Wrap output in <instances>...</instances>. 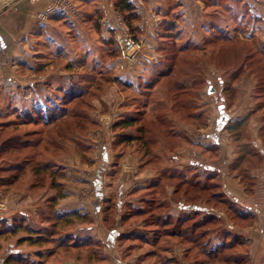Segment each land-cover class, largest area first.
Wrapping results in <instances>:
<instances>
[{
  "label": "rangeland",
  "instance_id": "1",
  "mask_svg": "<svg viewBox=\"0 0 264 264\" xmlns=\"http://www.w3.org/2000/svg\"><path fill=\"white\" fill-rule=\"evenodd\" d=\"M17 1L11 5V8L5 9H13ZM53 1L46 7L51 5ZM171 1L181 3L182 9H178L182 14L179 13L178 19L172 18L171 21L163 23L164 17L158 12V10L164 8L163 0H150L148 6L151 10H144L141 4L139 7L138 4L130 0L140 16L139 22H135L134 26L139 27L142 24L143 27L146 26L147 28L146 32L138 33L136 38H134L123 17L114 10L110 0H98L97 8L101 13L99 17L97 16L96 21L98 26L100 25L99 31H90L89 25L91 24L93 27V19L92 22L84 23L87 27H84L81 23L78 24L80 29L86 32L87 38L84 41L87 44L91 45L92 43L97 46L94 56L95 59L100 60V69L103 70L102 75H95L96 79H100V85H94L98 87V92L91 94L82 101L83 103L85 100L88 102V117L79 120L82 124H79L78 120H72L69 116L50 127H42V129H38L39 133L27 137V132L36 128L21 126L24 117L18 123L13 122L18 118H16V113L19 110L24 114L32 108L42 106L44 104L42 100L50 97L57 86L68 82V75H76L74 72H66V78L64 79L61 77L56 79L51 76L54 74L53 72L61 69V66L57 65L56 58L52 56L55 52L53 48V51H50V56L49 51L45 50L46 55L49 57L46 58L47 61H51V64H48V66H51L48 71L40 70L34 72V76L28 75L26 77V67L17 64L14 72L11 71L10 73L8 71V75L13 76L15 81L12 82L13 77H5V80L2 77L0 81V98L5 101L0 104V127H2V129L0 128V216L7 221L4 226L0 225V229L6 230L15 227L16 232L11 235L6 232L4 236L0 237V264L6 258L8 248H11V246L14 248L13 250L19 251L28 263L46 264V260L38 261L39 258L37 259L36 256L38 253L54 248L56 243L53 241H57L59 229V235L67 232L72 237L77 238L83 233L79 230L84 226H89L92 221V225L84 231V234L94 235L98 219L95 216L94 201L96 195L93 180L98 173L104 182L102 189L104 198L108 201L106 204L104 202L103 207L106 208L108 204L112 205L110 222L116 223L123 213L129 214L134 210L136 212L147 208L144 199L149 198V196L146 195L145 185L154 176H158L161 171L172 168L176 169L177 172H185L188 176L193 173L192 176H200L203 180L206 176L205 171L199 167H191L189 165L190 161L188 162L190 158L195 162H200L201 165L210 161L212 163V161L218 159L221 150L227 158L232 160L237 158L239 145L243 142H264L263 122L257 118L258 116H252L245 124L246 126L242 127L239 140L235 138L236 130L229 131L227 129L221 131L220 145L216 146L211 142L207 147V141L204 140L206 134L217 128V120L220 116L218 105L220 100L217 99H219L221 92L224 93L232 121V118L239 121L241 116H243L242 118L247 117L255 105L261 104L260 102L255 104V94H261L263 96L262 100H264V89L260 87H264V57H261L257 52L261 46L264 48V0H237L239 7H235V9L239 11L238 15L242 19H236V17L235 20H231L229 13L231 10H226L225 7L229 0H218L217 4H213V0H208L210 4H207L205 0ZM70 4L72 10H69V16L66 19L80 21L83 9H81V6L79 8L74 0H70ZM105 6L108 13H106ZM147 10L152 11V13L146 12ZM38 12L34 14V20L37 24L47 23L49 17L42 20L43 23H39L40 21L37 20ZM203 14L206 16L205 19L208 16L207 20L209 21L207 22L210 25L208 28L214 29V33H211L210 37H212L211 35L218 36L216 39L211 40L210 44L204 43V45L207 44L206 46L210 47L206 52H201L200 43H198L204 41L203 31L198 25V21L202 19ZM181 16L186 23L180 22ZM107 19H109L108 23ZM142 19L143 21H141ZM110 20H114L115 24ZM169 22L177 24V29L182 30L172 45H170V41L163 40L164 42L160 43L159 40L161 39L158 40V35L162 32L164 24L166 26ZM205 24L207 23L205 22L203 25ZM61 26H64V24H61ZM67 27L64 28L68 29ZM70 27L73 28L72 25ZM215 28L219 30L217 31ZM212 29H210L211 32ZM74 32V30H71L70 36L67 37L69 43H76L74 47L80 50L83 46L78 43ZM123 32L130 40L138 41L142 46L136 55V62L132 65L125 64L122 67L121 59L124 56L121 54L118 37H120L119 34L123 35ZM171 32L174 34L175 31ZM111 37L114 38L116 43L105 44L102 49L101 47L104 44H100L101 38L109 39ZM123 38L125 39V37ZM47 42H50V40ZM185 43L186 52L179 53L185 50H177V46ZM117 49L118 54L116 53ZM77 50L75 51L77 52ZM74 53V51L66 53L68 56L65 59L68 61L77 58L78 54ZM131 54L132 52L127 55L130 56ZM169 57L174 60L172 64L173 72L168 74L172 73V75L168 80L158 84L154 92L152 89L150 93H145V95L148 94V105L145 107L144 116L141 117L142 121H138L131 128H116V124L120 120L128 118L129 115L136 116V114L144 112L142 102H138L145 100L144 96L141 95L140 88L145 87V84L152 80L153 75L160 70L158 67L161 61L164 60L165 62L166 59L169 60ZM178 57L179 59H177ZM43 62H46V60ZM239 66L242 73L237 71ZM11 67L14 69L13 66ZM76 68L74 71L80 72L78 67ZM89 69L90 67L83 68V74H89ZM3 73L2 71L1 74ZM187 77L192 86L175 87L177 81ZM101 80L103 83H101ZM48 81L50 85L36 86L38 82L47 84ZM87 81L91 82L89 78ZM209 88H213L212 94L208 93ZM233 89L235 90L233 91ZM161 91H163L162 94L166 92L171 97L177 96V94L179 96L185 94L182 93L183 91L188 92V95L193 99L191 103L194 110H197L201 115L203 114L202 117L190 121L187 119V113L184 110L172 111V104L162 105L161 107V104L158 103L159 97H157L160 96ZM11 97H13V102L9 100ZM74 104L72 107L77 110L84 107L80 103ZM261 105L264 106V102ZM63 106L66 105L63 103L58 104L50 116L53 113L63 114L65 110L62 108ZM137 110L141 112L138 113ZM168 113L172 117L168 116ZM160 116H164L165 120H168L169 117L173 119L175 127L184 134L181 135L180 133L177 138L171 137L169 133L165 132L160 134V132L165 131V127L160 122ZM69 123H74V127H78V129L67 127ZM141 124L146 128L149 127L140 134L143 141L130 144L117 143L120 134L139 136L137 128ZM13 134L24 136V139H33L31 145H34V143L37 145L30 146L28 149L25 148L26 145L23 148L21 145V148H17L16 151L8 142ZM74 137L79 138L77 144L73 142L72 138ZM159 138L162 145L155 144V141ZM53 141H57V144L54 145ZM58 143L64 145L65 148L58 150L61 147ZM171 155H176L178 160H171ZM103 156H106V161L103 160ZM49 161L52 164L47 167L44 166V162ZM256 164L259 166L261 162ZM20 165L23 166V170L19 169ZM220 167L223 170L222 176L226 175L223 178V183L224 180L230 183L231 178L228 176L234 175L240 188L249 195V191H252L254 185L249 184L248 180L240 178L243 169L238 173L237 168H233V166ZM11 178L16 180L14 179L11 183ZM174 182L177 184L179 180H174ZM122 186L124 190L121 194ZM179 187L180 191L177 193V198L181 201L208 206L209 209L220 214L225 219L226 224H233L239 230L244 231L246 229L245 232H255L259 236L262 233V241L248 240V244L250 243L248 254L250 255L249 261L251 264H264V215H259L260 219L257 224L249 225L248 222H239L227 210L228 205L223 206L219 203L218 198L212 197V194L221 191L219 187L207 191L191 188L183 183L179 184ZM172 190L173 186L166 187L167 197H169ZM119 198L124 204L121 211H116ZM66 212L67 214L77 212L83 215V218L73 221L70 225L56 224L55 229H53V216L57 213ZM140 214H132V218L128 219L129 221H122V225L118 223L116 228L119 231L125 230V228H142V221L146 216ZM144 228L148 230L147 235L152 237L153 231L149 230H153L154 227ZM206 228H213V225ZM41 233L50 236L43 241L26 240L30 237L35 238L37 234ZM128 241L131 242L128 239L121 241L118 239V242L115 243V251L117 255H123V264H135L141 252L127 250ZM214 242L217 244L218 241ZM100 249L101 253L109 254V251L105 248L100 247ZM159 250L160 257L157 253L156 262L158 261L157 258L161 259V249L159 248L157 251ZM54 251H57V249ZM239 251L242 252L239 248H236L232 252ZM56 253L47 258V261L51 264H57L59 261L68 262L67 264H101L95 261L85 249L83 251L68 252V256L64 258H59V252ZM173 254L181 264H188L183 259L181 248L175 247ZM168 256L170 255L168 254Z\"/></svg>",
  "mask_w": 264,
  "mask_h": 264
},
{
  "label": "trees",
  "instance_id": "2",
  "mask_svg": "<svg viewBox=\"0 0 264 264\" xmlns=\"http://www.w3.org/2000/svg\"><path fill=\"white\" fill-rule=\"evenodd\" d=\"M114 10L120 14L127 26L130 28L131 33L133 34L134 38L138 37V33L141 34L142 28L138 26H134L135 22H139L140 16L137 13L135 6L133 5L130 0H110ZM173 2L172 4H170ZM205 2L210 4V1L205 0ZM226 2V1H225ZM224 2V3H225ZM218 0H213V4H217ZM167 5V11L166 14L163 16L164 21L163 23L167 21H171L172 18H179L180 14V7L181 3L179 1H171L166 0ZM226 10H231L229 13L231 15V20L236 19H242V17L239 14V11L235 9V7L238 6L237 0H229L225 4ZM232 7V8H231ZM179 8V9H178ZM234 10V11H232ZM100 10L93 5V12L91 16L87 19V22H92L93 19V27L91 24L89 25L90 31L97 32L100 30V25L98 26V23L96 21L97 16L100 15ZM182 14V13H181ZM210 16V15H209ZM205 15L203 14L202 19L198 21L199 28L203 31V40L200 43L201 52H206L209 50V46H206L207 44H210L209 42L211 40L216 39L218 36L211 35V33H214V29L208 28L210 27L209 23L207 21V18L205 19ZM181 23H186L184 18L181 16ZM207 23L203 25L204 23ZM170 23V24H169ZM168 25L163 26L162 32L158 35L161 40L160 43H163L165 41H170L172 45L173 41L175 42L177 35L182 31L181 29H177V24L169 22ZM87 27V25H85ZM185 29H189L187 27H184ZM212 29V32L211 30ZM95 30V31H94ZM215 30H219L218 28H215ZM175 31L174 34H172ZM207 34V35H206ZM206 35V36H205ZM49 41V40H48ZM78 43L81 44L83 47L80 50H77L78 57L67 61L65 57L67 58L68 55H63V57H58L56 60L57 65H60L61 69L65 72H74L76 73L75 76L68 75L69 80L68 82L61 83L57 88L55 89V92H52V95L46 99H43V105L39 106L38 108H32L29 110V112L21 113L19 110L18 113H16V118L13 122L18 123L21 121V126L26 127H34L36 129L28 131L27 137L36 135L39 133L38 129H42V127H50L53 124L57 122H61L65 117H71L72 120H79L84 119L85 117H88V102L85 100L83 103L82 101L89 97L91 94H95L98 92V87H95L94 85H100L99 81L100 79H96L95 75L100 74L102 75L103 70L100 69L101 65L100 60L95 59V49L97 46L93 45L91 43L87 44L86 41L79 39ZM104 44L102 49L105 47V44L108 43H116L113 37L109 39H103L101 38L100 44ZM167 43V42H166ZM204 43H207L204 45ZM48 45L50 46V42H48ZM178 45V44H177ZM95 46V47H94ZM116 48L118 47L117 44L115 45ZM186 43L180 44L177 46V50H185L180 51L186 52ZM115 48V49H116ZM208 48L207 50H205ZM101 49V50H102ZM162 49V48H161ZM54 50H56L54 48ZM107 50V49H106ZM257 50V49H256ZM257 52L261 55V57H264V48L261 46L258 48ZM110 55H112L111 52L108 51ZM118 54V49L117 52ZM50 56V54H49ZM53 56V55H52ZM172 54L170 55V57ZM169 57V60L166 59L161 61L159 64L158 69L159 72H156L152 80L148 81L145 84V87H141V95L144 96V101H138L139 103L142 102V109L144 112L141 114H136V116L129 115L128 118L120 120L116 125V128H131L138 121L141 120L142 115L145 114V107L148 105V94L145 95V93H150L153 89V92L155 91V88L158 84H161L162 81L168 80L169 77L172 75H168L170 72H173L172 64L174 63V60ZM179 59V57L177 58ZM96 61V62H95ZM252 61V60H251ZM168 62V63H167ZM80 70V72L74 71V69ZM89 74L84 75L83 74V68H88ZM99 68V69H98ZM259 69V68H258ZM100 70V71H96ZM237 71H240L242 73V69H240V66ZM92 75V76H91ZM91 81L90 83L87 81V79ZM102 79V78H101ZM188 77L177 81L175 83L176 88H181L184 86H192L188 82ZM97 80V81H95ZM168 82V81H167ZM101 83L102 80H101ZM103 86V85H102ZM261 89H264V87L260 86ZM224 90V88H223ZM235 89H233L234 91ZM186 91V90H185ZM163 91H161L160 96L158 99V103L162 105H168L172 104V111H179L184 110L187 114V119L190 121L200 119L202 115L197 112V110H194V107L192 106V98L190 95H188V92H182L185 94H182L179 96H173L167 94H162ZM236 92V91H235ZM156 93V92H155ZM159 95V94H158ZM219 111L220 116L217 120V128L216 130L222 131L223 129H227L229 131L236 130V136L235 138L239 140L242 134V127H245L248 123V121L252 118V116H258L259 120L263 122V128H264V106L261 104L264 102L262 100L261 94H255V104L261 103L258 106H254V109L251 110V112L247 115V117L241 119V120H231V116H229V107L226 104V99L224 96V93L221 92L219 94ZM185 99V100H183ZM11 102H13V97L9 99ZM2 98H0V104L1 102H4ZM258 101V102H257ZM63 103L66 106H63L62 108L65 109L63 114H54L52 116L51 113L53 112V109L56 108L58 104ZM75 103V104H74ZM77 103H80V105H84V107L81 110H77L72 107V105H76ZM183 103V104H182ZM67 107V108H66ZM155 108V106H154ZM170 111L171 113H173ZM138 113H140V110H137ZM168 116L172 115L168 113ZM24 115V116H23ZM0 118H1V112H0ZM50 118V119H49ZM166 118V116H165ZM143 119V118H142ZM142 121V120H141ZM160 122L162 126L165 127V131L160 132L162 134L163 132L169 133L171 137L177 138V136H180L179 134L183 135L184 133L175 127V123L173 119L169 117L168 120L164 119V116H160ZM67 127L71 129H78V127H74V123H69ZM2 129V127H0ZM147 126L144 127L142 124L137 128V131L139 133V136H130V135H119V139L117 140V143H135L137 141H143L140 135L144 129H148ZM41 131V130H40ZM76 132V130H74ZM187 135V134H185ZM26 137V138H27ZM81 138V137H80ZM186 138V136H185ZM74 144H77L79 141V138L74 137L72 138ZM8 141L9 144L12 145V147L16 150L17 148H22L24 145L26 149L30 146L37 145L33 144V139L27 138L24 139V136L19 135H12L11 138H9ZM52 140V139H51ZM50 140V141H51ZM161 139H157L155 141V144L158 143L162 145ZM148 141V140H147ZM54 145L57 144V141H53ZM158 144V145H159ZM213 145H216L218 143H212ZM59 147L58 150H63L65 147L61 143H58ZM17 151V150H16ZM138 152V151H137ZM162 156V155H160ZM171 160H178V157L176 155L170 156ZM103 160L106 161V156H103ZM261 162V165L264 162V142H262L260 145L256 144V142H243L239 145V152L237 159L235 160L234 164L232 165L233 168H237L238 173L241 169H243V174L240 177L241 179L244 178L249 181V184L254 185L253 190H255L256 186L258 185V180L251 177L250 172L252 169L260 168L261 165H257L256 163ZM52 162H44V166L51 165ZM189 165L191 167H199L202 168L203 171H205L206 176L202 180L200 176H192L193 173H191L190 176H188L185 172H177L176 169H166L165 171H161L158 176H154L153 179L145 185V191L146 195L149 196V198L144 199L145 204H147V208L143 210H137L135 212L132 211L129 214L123 213L120 217V220L116 223H111V211L112 208L110 204L107 205L106 208L103 207V204L108 202L104 198V195L102 193L103 189V181L101 175L99 176V173L97 174V177L93 180V185L95 186V195L96 200L94 201V206L96 209L95 216L98 219L97 225H96V233L94 235H90L85 233L92 225V221L89 226H84L79 231L83 232L79 237L74 238L69 233H62V235H59L58 230V237L57 241L55 242V246L53 249L47 250L42 253L37 254L38 261H45L46 264H51L49 261H47V258H49L54 253L58 254L59 252V258L60 257H67L68 252L71 251H77V250H87V252L91 255V257L94 258L95 261L101 263V264H123V255H117L115 251V243L123 240L128 239L131 242H129V245L127 250L133 252V251H139L141 252V255L136 260L135 264H181L179 259L174 256V248L179 247L183 250V259L188 264H251L250 263V255L249 252V246L248 240L251 239L248 232L239 230L234 227L233 224H226L225 219L218 213L212 211L209 209L208 206H205L203 204H195V203H186L184 201H181L179 198H177V193L179 190V184L183 183L186 186H189L191 188H197L201 190H210L214 188H220V192H216L212 194L213 198H218V201L223 206L228 205L227 210L232 213V216L237 219L239 222H248L249 225H253L256 222H259V213L257 210H251L248 206H246L242 200H237L235 197L230 195L228 189L223 184V176L222 174L217 171L216 168L210 166V165H197L195 162L191 161L189 162ZM21 166V165H20ZM19 169L23 170V166ZM103 169V168H102ZM237 173V174H238ZM197 175V174H195ZM238 177V175H237ZM217 178V179H216ZM15 178H11V183L14 181ZM195 179V180H194ZM16 180V179H15ZM174 180H179V183L175 184ZM60 185V181L58 182ZM58 185V184H57ZM167 186H173L172 192L169 194V197L166 196V187ZM121 189V188H120ZM121 189V194H122ZM54 200V199H52ZM120 200L117 203L116 211H121V208L123 207V204ZM131 210V209H130ZM100 212V213H99ZM142 213L145 215V219L142 221L143 227L142 228H132V229H123L122 231H119L116 226L118 223L122 225V221L127 220L129 221L132 218V214H139ZM94 215V214H93ZM138 215V216H139ZM53 229L56 224L61 223L60 225H70L73 221H78V219L83 218V215L78 214L77 212H70L69 214L62 213V214H56L53 216ZM135 217V216H133ZM95 218V217H94ZM130 218V219H129ZM92 220V218L90 217ZM129 219V220H128ZM6 219H4L2 216H0V225L4 226L6 223ZM84 221V219H83ZM216 224V225H215ZM209 225H213V228H206ZM153 226L152 237H149L148 230L144 227ZM48 229V228H47ZM36 231V230H34ZM54 231V230H51ZM63 231V230H62ZM8 232L9 235L16 232V228L12 229H0V237L4 236ZM232 235V237H230ZM48 234L41 233L37 234L35 238L30 237L29 239H36L37 241H43L48 239ZM76 237V236H75ZM230 238V240H228ZM228 240V241H227ZM203 241V242H202ZM214 241H218L217 244H215ZM214 242V243H213ZM44 244V243H42ZM249 245V246H248ZM105 248L109 251V254H103L101 253V249ZM161 249V259L157 258L158 261H155L156 254L158 253L160 257V250ZM236 248H239L242 252H232L233 250H236ZM14 248L11 246V248H8V254L6 258L3 260L2 264H33V262L28 263L25 261V258H23L19 251L13 250ZM57 249V251H54ZM248 249V251H246ZM127 252V251H126ZM55 254V255H56ZM67 254V255H66ZM168 254L170 256H168ZM57 264H65L63 261H59Z\"/></svg>",
  "mask_w": 264,
  "mask_h": 264
},
{
  "label": "crops",
  "instance_id": "3",
  "mask_svg": "<svg viewBox=\"0 0 264 264\" xmlns=\"http://www.w3.org/2000/svg\"><path fill=\"white\" fill-rule=\"evenodd\" d=\"M51 1L52 0H38V1L18 0L13 9L0 10V81L2 77L3 79L5 77L12 78L13 76L8 75V71L10 73L11 71L14 72L17 64L26 67L25 68L26 77L28 75L34 76V72L40 70L48 71L51 67L50 65L48 66V64L49 63L51 64V61L50 62L47 61L46 58L48 56L46 55L45 50L49 51L48 54H51L50 51H53L52 48L53 49L55 48L56 50L53 56L56 59L58 57H63V55H68L66 53H71L72 51H74L77 54V52L75 51L77 50V48L74 47L76 43H71V44L69 43L68 37L70 36L69 35L70 31L71 30L75 31L74 35L77 37V40L79 39L84 40L87 38L86 32L84 30H81L78 24L81 23L85 27L84 23L91 16L93 12V5H96V7L98 6V0H74L76 5L79 8L81 6V9H83L82 17H81L82 19L78 22L72 19L67 20L66 17L69 16V14L67 13L66 14L59 13V14L51 15L47 23L45 22L43 24H37V22L34 20L35 19L34 14L38 11H42ZM132 1L135 4H138L139 7L141 4L144 7V10L146 9L151 10V8H149L148 6L150 0H132ZM163 5L164 8L163 9L161 8L162 10H158L159 14H162V16H164L167 11L166 0H163ZM180 8L182 9V7ZM146 12L152 13V11H148V10ZM141 21H143V19ZM61 24H64V26H61ZM70 25L73 26L72 29ZM66 26H68L67 27L68 29L64 28ZM139 27L142 28L143 32L144 31L146 32L147 30L146 26L143 27L141 24V26ZM48 40H50V44H51L50 46L48 45L47 42ZM40 47L41 49H39ZM44 60H46V62H43ZM11 66H13L14 69ZM2 71L4 72L3 74H1ZM59 71L53 72L54 74H52L51 76H53V78L56 79H59V77H61L62 79L66 78V72L63 71L62 69H60ZM13 81H15L14 77L12 78V82ZM49 83H50L49 81L47 84H45L44 82L42 83L38 82L36 86L39 85L42 86L43 84L44 86H47ZM242 117L243 116H241L240 119H243ZM232 119L234 121V118ZM220 139H221V131L218 130H212L211 132L206 134V137L204 138V140L207 141L206 144L207 147L211 142L212 143L219 142L217 145H220L221 144ZM255 142L258 145L261 144V142L259 141H255ZM236 159L237 158H233L231 160L227 158L226 155L220 150L218 159L216 161H212V163L210 161L209 163H206L204 165H210L216 168L217 171H219L221 174H223V170L220 166L227 165L231 167ZM189 161L195 162L191 158L190 160H188V162ZM195 163L197 165H200V162H195ZM250 175L255 180L256 179L258 180V185L255 188V190H253V192L249 191V195L246 194L242 188H240L239 182L234 178V175H232L231 177L228 176L229 178H231L230 183L224 180L223 184L228 189L230 195L235 197L237 200H242L246 206L251 208V210L253 209L257 210L259 215H264V162L260 168L252 169ZM225 176L223 178H225ZM102 193L104 195V191H102ZM257 223L258 222H256L255 224ZM249 236L251 237L250 241L252 239L256 240V242L262 241L261 239L262 233L261 236H259L257 233L251 232L249 233Z\"/></svg>",
  "mask_w": 264,
  "mask_h": 264
},
{
  "label": "built area",
  "instance_id": "4",
  "mask_svg": "<svg viewBox=\"0 0 264 264\" xmlns=\"http://www.w3.org/2000/svg\"><path fill=\"white\" fill-rule=\"evenodd\" d=\"M15 1L16 0H0V10L5 8H11V5ZM31 1H38V0H31ZM106 9L107 7L105 6V10ZM69 10H72L70 0H54L51 5H49L44 10L39 11L37 13V20L40 21L39 23H43L42 20L47 19V17H50L51 15L56 13L69 14ZM106 13H108L107 10ZM108 20L109 19H107V23ZM121 22L123 21L121 20ZM112 23L115 24V21L113 20ZM115 27L118 28L116 25ZM119 35L120 37H118V41L121 47V54L124 56V58L121 59V66L123 67L125 64L132 65L136 62V55L140 51L142 45L138 41L130 40V38L126 35L125 32H123V35L122 34ZM123 37H125V39ZM131 52L132 54L130 56L127 55L128 53Z\"/></svg>",
  "mask_w": 264,
  "mask_h": 264
},
{
  "label": "water",
  "instance_id": "5",
  "mask_svg": "<svg viewBox=\"0 0 264 264\" xmlns=\"http://www.w3.org/2000/svg\"><path fill=\"white\" fill-rule=\"evenodd\" d=\"M213 91H214V90H213V88H209V91H208V93H209V94H212V93H213Z\"/></svg>",
  "mask_w": 264,
  "mask_h": 264
}]
</instances>
